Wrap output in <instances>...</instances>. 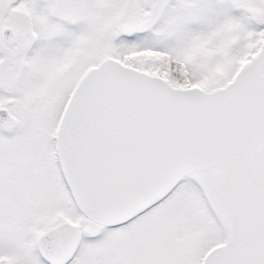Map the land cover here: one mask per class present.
<instances>
[{"label":"snow or ice","instance_id":"snow-or-ice-1","mask_svg":"<svg viewBox=\"0 0 264 264\" xmlns=\"http://www.w3.org/2000/svg\"><path fill=\"white\" fill-rule=\"evenodd\" d=\"M0 264H264V0H0Z\"/></svg>","mask_w":264,"mask_h":264}]
</instances>
